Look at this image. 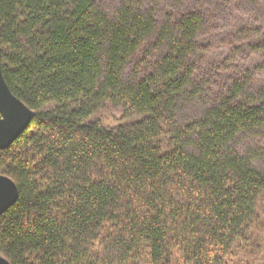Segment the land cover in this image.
<instances>
[{"label": "trees", "instance_id": "trees-1", "mask_svg": "<svg viewBox=\"0 0 264 264\" xmlns=\"http://www.w3.org/2000/svg\"><path fill=\"white\" fill-rule=\"evenodd\" d=\"M130 4L0 0L2 76L33 113L0 151L18 192L0 215V256L252 264V229L264 230V87H249L264 64L206 86L214 103L176 123L181 104L201 99L198 39L210 20L175 7L159 27ZM249 33L264 52V27ZM105 107L121 108L120 121L96 119Z\"/></svg>", "mask_w": 264, "mask_h": 264}, {"label": "rangeland", "instance_id": "rangeland-1", "mask_svg": "<svg viewBox=\"0 0 264 264\" xmlns=\"http://www.w3.org/2000/svg\"><path fill=\"white\" fill-rule=\"evenodd\" d=\"M105 9L116 8L121 3H131L134 12L149 15L159 27L165 25V14L173 8H196L204 12L210 20L207 30L200 35L198 44L204 49V60L197 78L201 82L196 88L201 92V99L181 104L176 114V123L189 121L198 117L207 107L211 106L213 96L206 91V86L221 87L227 81L236 77L242 69H257L264 64V52L255 51L250 45L253 35L252 29L264 27V0H255L260 6H252L251 0H95ZM129 75V74H127ZM264 87V68L254 73L250 91ZM123 111L119 107H105L96 116L103 122L115 124L120 121ZM130 118L124 117L122 122ZM253 141H246V145ZM191 151V150H190ZM260 223L264 222V196L259 200ZM252 236L256 240L253 248L255 257H251L252 264H264V230L252 229ZM251 245V244H250ZM258 246V248L256 247ZM256 247V249H255ZM241 253V252H240ZM246 254V253H245ZM244 253L238 255L245 258ZM249 259V258H248ZM253 260V261H252Z\"/></svg>", "mask_w": 264, "mask_h": 264}, {"label": "water", "instance_id": "water-1", "mask_svg": "<svg viewBox=\"0 0 264 264\" xmlns=\"http://www.w3.org/2000/svg\"><path fill=\"white\" fill-rule=\"evenodd\" d=\"M32 116V111L10 92L0 64V151L6 150L18 139L29 126ZM17 197L14 182L0 175V215L14 205ZM0 264L9 263L0 256Z\"/></svg>", "mask_w": 264, "mask_h": 264}]
</instances>
